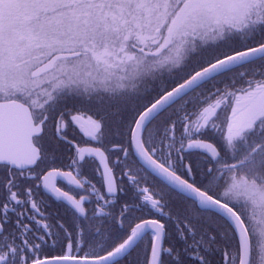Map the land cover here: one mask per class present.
Wrapping results in <instances>:
<instances>
[{
	"label": "snow or ice",
	"instance_id": "1",
	"mask_svg": "<svg viewBox=\"0 0 264 264\" xmlns=\"http://www.w3.org/2000/svg\"><path fill=\"white\" fill-rule=\"evenodd\" d=\"M0 264H264V0H0Z\"/></svg>",
	"mask_w": 264,
	"mask_h": 264
}]
</instances>
